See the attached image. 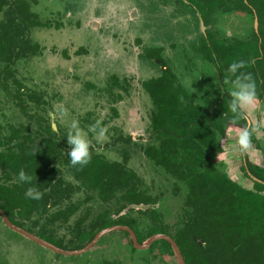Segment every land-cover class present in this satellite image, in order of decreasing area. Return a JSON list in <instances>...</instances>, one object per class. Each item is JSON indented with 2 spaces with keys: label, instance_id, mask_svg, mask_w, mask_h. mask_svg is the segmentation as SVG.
<instances>
[{
  "label": "flooded vegetation",
  "instance_id": "flooded-vegetation-1",
  "mask_svg": "<svg viewBox=\"0 0 264 264\" xmlns=\"http://www.w3.org/2000/svg\"><path fill=\"white\" fill-rule=\"evenodd\" d=\"M6 1L8 3L12 2V0ZM24 1L28 4L33 20H36L38 24L29 25L26 28L24 37L28 40V45L23 48V51L20 48H15L12 54H9L7 50L4 53L0 52V92L4 93V100H0V103L13 105L25 118L27 124L16 125L11 123L6 119L3 109H0V140L3 143L0 146V151L7 154L8 149H10L12 152L23 153L25 157L38 154L42 158L43 153L46 151L52 153L55 149L57 157L49 161L45 167L47 172L53 170V174L50 175L51 182L48 187L43 189L42 192L50 193L51 198L47 202H39L40 207L30 209L26 215H20L17 209L12 211V214H7L0 207L2 222L14 233L21 234L37 245L50 250L55 258L69 260L70 262L67 264H80L78 261L81 262V260L85 261L83 264H179L172 243L176 245L183 263L188 264L174 235L177 230L183 228L185 222H191L195 215L196 208L193 204H190L188 198L192 199L194 195L203 194L206 188L199 187V191L192 189L196 178H183L171 173L145 153V149L148 146L156 145L157 140L152 129V118L156 107L144 86V82L160 77L163 69L168 68L175 77L173 84L183 89L187 95H190L192 100L216 117L217 115H214V113H218L221 101L215 102V90L219 88L221 93L226 92V90L230 92L231 85H223L219 82L215 67L212 66L209 60L204 58L203 51L199 50L201 39L205 38L207 41L211 37L215 40L227 38L231 42L234 39L252 41L254 36H257L260 42L259 31L260 29L264 31V23L260 26L254 12L223 11L222 8L210 15L209 22H205L201 11L195 4L197 0H150L155 3V10L165 9L168 6L166 10H171V13L177 17L176 19H167L166 25L168 28L166 30H162L157 24L154 27L153 25L150 26L149 29H154V32H151L153 38L149 42H145L139 34L135 37L136 44L141 45L135 56L137 61L143 65L142 70H146L145 72H129L131 73L129 75H135L138 78L142 93V97H140L142 102L140 116L138 112H131L132 117L135 118V128L137 130L136 132H126L124 123L115 129L118 134L117 138L112 143H106L105 147L119 154V158L110 159L106 157L101 152L96 151L94 144L92 149L91 162L98 160L106 165L118 163L139 180L136 183V190L144 194L147 200L128 202L123 199V190L115 189L111 192V182L103 179L102 174H96L90 169L85 170L84 167L71 166L67 156L66 134L68 130L61 128L56 120L51 119V115L45 113L48 108H51L50 102L43 96V93L26 86L18 67L19 62L29 61L32 57L42 55L44 47L31 37L34 28L60 29L66 26L64 20L74 18L75 13L80 12V4H86L88 0ZM245 2L247 3L246 0ZM41 3L46 10L49 6L51 7L49 11H42L43 15L36 10V6ZM250 7L253 11V7ZM7 9V4H3L0 9V31L8 22L5 14ZM52 11L56 12L57 20L49 17L45 19L47 17L45 15H50ZM82 14L78 13V15ZM233 14L246 16L253 22L245 35H220L211 28L216 25L219 16ZM186 20L193 22L195 28L190 33L187 32L190 30L189 26L184 23ZM75 21L77 24L75 30H78L77 28L81 29L82 21L84 22L86 19L79 17ZM66 33L68 34V32ZM58 35L67 43L71 41L69 45H77L67 35L60 34V32ZM79 46L85 48L83 45ZM149 49L159 50V55L165 63L164 66L158 65L153 59L142 58V55ZM121 50L123 51L122 46ZM63 53L66 54V51ZM108 74L104 86L100 88H97L93 83H87L88 89L93 91V95H90L87 102V104H90L86 107L85 115L79 118L81 126L85 129H88L87 123L90 126L100 119L98 116L103 112L105 106H108L113 117L118 118L123 114V107L125 106L123 103L128 101V98H125L130 94L132 87L131 78H127L126 75L119 77L117 70H110ZM209 79L213 83L208 81ZM198 84L200 85L198 86ZM205 90H208L209 93ZM90 105L94 107H90ZM255 110L264 112V100L258 95ZM250 118L252 121H259L255 116L254 119L251 114ZM100 121L104 127L109 122V117H104ZM229 123L225 124L223 133H217L218 149L211 150L208 159L235 186L264 197V179L258 177L251 169L252 166H256L264 170V163L252 162L249 153L241 155V169L244 175L252 181L251 187H247L240 180L232 178L226 170L225 157L227 153L224 145L226 142L234 140L237 129L243 127L246 121L242 120L236 125ZM257 132H261L260 137L257 136ZM145 133L147 134L146 137ZM136 135H138V140H133ZM10 137L13 138L9 140ZM224 140L227 141L224 142ZM122 143L133 147H130V151L123 150ZM252 143L253 147L259 150L264 157V124L257 127L252 137ZM21 149H23L22 152ZM135 153H139L152 167L151 170L161 176V182H164L163 184L168 183V186L162 185V189L158 193H154V182L148 184L149 180H146L129 165L131 154ZM1 183L4 185L22 184L18 180V174L8 167L4 169L0 164ZM54 184H56L55 188ZM256 184L262 186V188H257ZM53 190L55 191L53 192ZM231 190H229V193H231ZM166 196L173 198V201L166 202L168 206L174 207L176 205L173 208L175 213L172 222L166 219L171 210L164 203ZM24 197H26L25 193ZM70 208L71 212L64 219V211ZM3 215L14 226L28 232L55 249L11 228L5 223ZM129 219H133V221ZM154 225L162 230L149 233V229ZM117 234L121 235L117 241L121 245V249L124 250L123 256L126 257V259L123 258V263L119 258L114 257L102 258L97 261H94L95 258L91 259L92 255L90 253L96 247L108 239H112V236ZM196 240L205 246V241L199 237ZM90 260L92 261L90 262Z\"/></svg>",
  "mask_w": 264,
  "mask_h": 264
},
{
  "label": "trees",
  "instance_id": "trees-1",
  "mask_svg": "<svg viewBox=\"0 0 264 264\" xmlns=\"http://www.w3.org/2000/svg\"><path fill=\"white\" fill-rule=\"evenodd\" d=\"M246 1L197 0L195 4L205 22H209L210 15L222 8L223 11L254 12L261 26L264 23V0ZM3 4L8 5L5 12L8 22L0 31V52L7 50L12 54L15 48L23 51L28 45L24 37L26 28L38 22L33 20L26 1L12 0L8 3L0 0V9ZM259 32L260 42L257 36L252 41L234 39L232 42L227 38L215 40L209 37L207 41L202 38L199 50L215 67L219 82L223 85L229 77L227 69L230 63L235 60L248 62L241 71L252 73L257 95L264 100V31L260 29ZM142 58L165 65L157 49L147 50ZM174 80L172 72L165 68L160 77L144 82L156 107L152 129L157 140V144L148 146L145 153L171 173L183 178H196L192 189L199 191V187L206 188L203 194L188 198L196 208L195 215L191 222H185L183 228L176 231L174 237L188 264H264V197L235 186L208 159L211 150L218 149L217 133H223L225 124H233V114L228 108L230 92L226 90L221 93L219 88L215 90V102L221 101L218 113H214L217 115L215 117L192 100L183 89L175 86ZM208 81L213 83L211 79ZM206 92L209 93L208 90ZM2 144L0 140V146ZM8 151L7 154L0 151L1 166L12 169L16 174L23 169L34 179L31 183L22 182L21 185L1 183L0 207L7 214L17 209L20 215H26L30 209L40 207L39 202H47L51 198L50 193L42 192L48 187L50 175L53 174V170L47 172L45 167L57 157V153L55 149L52 153L46 151L41 158L38 154L25 157L23 153ZM84 169L102 174L103 179L111 182V192L123 190V199L128 202L147 200L144 194L136 190L139 180L118 163L106 165L94 160ZM251 169L264 179V170L256 166ZM29 187L41 191L43 198L33 200L24 197L25 189ZM256 187L262 188L258 184ZM70 212L71 208L64 211V219ZM161 230L154 225L149 233ZM197 237L205 241V246L196 240Z\"/></svg>",
  "mask_w": 264,
  "mask_h": 264
},
{
  "label": "rangeland",
  "instance_id": "rangeland-1",
  "mask_svg": "<svg viewBox=\"0 0 264 264\" xmlns=\"http://www.w3.org/2000/svg\"><path fill=\"white\" fill-rule=\"evenodd\" d=\"M154 6L155 3L150 0H88L86 4L81 3L78 13L83 14L75 13L74 18L65 19L66 26L62 27L63 30L62 28H34L31 37L44 47L42 55L32 57L29 61L19 62L18 65L26 86L43 93V96L50 102L51 108H48L45 113L51 115V119L56 120L64 130H69L73 120L79 121V118L85 115L86 107L90 104L87 102L90 95H93V91L88 89L87 83H93L97 88L104 86L110 70H117L119 77L126 75L127 78H131L130 96L125 98H128V101L123 103L125 106L122 116L113 117L108 106H105L103 112L98 116L99 120L109 117V122L104 126L108 132L102 141L97 140L96 133L88 131V123L86 125L88 129H85L79 122L80 128L88 133L96 151L110 159L120 157L115 151L105 147L106 143H112L117 138L118 134L115 129L124 123L126 132H136V121L131 112H138L139 116L142 112V102L140 101L142 93L138 78L135 75H129L131 74L129 72L133 71H146L142 70L143 65L137 61L135 56L141 46L136 44L135 37L139 34L145 42H149L153 38L151 32H154V29H149L150 26L153 25L154 27L157 24L162 30H166L168 28L167 19H176L177 17L171 13V10H166L168 6L158 11L155 10ZM36 8L37 12L43 15L42 11H49L51 7L49 6L46 10L41 3ZM45 16H47L45 19L49 17L57 20L55 11ZM79 17L85 18L86 21H82L81 26L79 25L81 29L75 30L77 27L75 20ZM184 23L190 28L187 32L190 33L191 30L195 29L193 22L186 20ZM252 25L253 22L250 18L233 14L219 16L216 25L211 28L220 35L241 36L245 35ZM59 32L67 35L77 45H69L71 41L67 43L58 35ZM78 45H83L85 48L78 47ZM64 51L66 54L63 53ZM200 67L202 68V66ZM3 94L0 92V100H4ZM90 107L94 106L90 105ZM0 109H3L6 119L11 123L16 125L27 124L25 118L13 105L0 103ZM255 111L252 110L251 113L253 118L254 116L258 120L264 118V112ZM257 136L260 137L261 132H257ZM133 140H138V135L134 136ZM226 141L224 140V142ZM228 142L224 145L227 153L225 157L227 172L232 178H236L245 186L251 187L252 181L244 175L241 169V154L232 147L235 140ZM122 144L123 150L130 151V147H133L129 144ZM249 155L252 162L264 163V157L254 147ZM129 165L146 180H149L148 184L154 182V193H158L162 189V185L168 186V183L163 184L164 182H161V176L151 170L152 167L139 153L131 154ZM165 199V204L167 201H173L172 197L166 196ZM175 207L176 205L174 207L168 206V209L171 208V210L166 219L170 222L174 220L173 208ZM120 236L117 234L112 236V239L101 243L90 253L91 259L95 258L94 261H97L102 258L114 257L119 258L123 263V258L126 259V257L123 256L124 250L121 249V245L117 241ZM64 259L55 258L50 250L37 245L21 234L14 233L4 225L0 218V264H67L70 262ZM84 262V260L78 261L80 264Z\"/></svg>",
  "mask_w": 264,
  "mask_h": 264
},
{
  "label": "clouds",
  "instance_id": "clouds-1",
  "mask_svg": "<svg viewBox=\"0 0 264 264\" xmlns=\"http://www.w3.org/2000/svg\"><path fill=\"white\" fill-rule=\"evenodd\" d=\"M248 62L235 60L229 64L227 72L229 77L224 81L230 84L231 100L228 105L229 111L233 114L232 123L238 124L241 120L246 121L243 127H239L234 136L235 143L232 147L241 155L249 153L253 149L252 137L257 127L264 124V120L252 121L250 114L256 108L257 85L250 72L241 71L247 67ZM89 132L96 133L98 141H102L108 129L102 126V122L97 120L89 126ZM67 156L72 167L84 166L91 163L93 142L88 133L79 126V121L73 120L66 134ZM222 143V142H221ZM33 177L28 175L23 169L18 173V180L23 183H31ZM25 196L29 199L39 200L43 198V193L35 187H29L25 191Z\"/></svg>",
  "mask_w": 264,
  "mask_h": 264
},
{
  "label": "water",
  "instance_id": "water-1",
  "mask_svg": "<svg viewBox=\"0 0 264 264\" xmlns=\"http://www.w3.org/2000/svg\"><path fill=\"white\" fill-rule=\"evenodd\" d=\"M3 219H4L5 223H6L8 226H10L11 228H13V229H15V230L21 232V233L24 234L25 236H27V237H29V238H31V239H33V240H35V241H37V242H39V243L45 245V246H49V247L55 249L54 247L50 246L49 244L45 243L44 241H42V240H40V239H38V238L32 236V235L29 234L28 232H26V231H24V230H22V229H20V228H18V227H16V226H14L12 223H10V222L6 219V217H5L4 215H3ZM156 237H157V236H156ZM156 237H154V238H156ZM172 246H173V249H174V252H175V254H176V257H177V260H178L179 264H184L183 261H182V259H181V257H180V255H179V253H178V249H177L176 245H175L174 243H172Z\"/></svg>",
  "mask_w": 264,
  "mask_h": 264
}]
</instances>
